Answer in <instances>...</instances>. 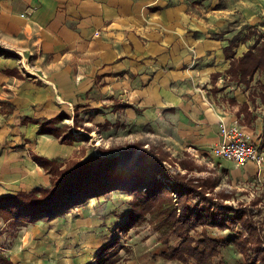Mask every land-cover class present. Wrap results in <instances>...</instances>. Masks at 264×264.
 Returning <instances> with one entry per match:
<instances>
[{
  "label": "crops",
  "instance_id": "0c3cea01",
  "mask_svg": "<svg viewBox=\"0 0 264 264\" xmlns=\"http://www.w3.org/2000/svg\"><path fill=\"white\" fill-rule=\"evenodd\" d=\"M263 39L264 0H0V200L51 187L34 157H67L75 142L40 126L68 116L72 102L86 110L108 100L107 120L153 132L173 156L264 183V167L210 154L234 121L264 154V76L244 85L230 73ZM62 218L26 224L17 237L0 220V248L16 264H33L18 256L40 249L34 256L46 262L64 241Z\"/></svg>",
  "mask_w": 264,
  "mask_h": 264
},
{
  "label": "rangeland",
  "instance_id": "374dc122",
  "mask_svg": "<svg viewBox=\"0 0 264 264\" xmlns=\"http://www.w3.org/2000/svg\"><path fill=\"white\" fill-rule=\"evenodd\" d=\"M2 55L0 49V57ZM97 102L103 104L105 109L113 105L108 100ZM70 105L72 107L67 120L59 126L72 128L78 138L67 157L58 159L62 168L74 161H87L93 155L117 154L135 143L144 145L145 149L156 147L168 152L153 132L122 125L121 121L110 122L106 118L108 114H102V107L82 110L91 104L72 102ZM168 155L170 159L167 167L171 173L188 174L194 181L215 183V188L207 192L217 205L208 206L212 208L205 212L208 221L190 231V239L171 235L156 210L142 218L139 210L138 223L128 224L134 194L123 190L90 198L87 203L67 212L60 221L56 236L57 239L62 237L64 241L57 251L43 253L45 261H48L40 263L34 256L36 249H29L19 255L18 260L27 258V262L33 261V264H264V254H261L264 251V183L256 180L247 183L235 181L221 171L217 164L212 165L211 159L198 163L188 155ZM184 162L188 163V172L182 169L181 163ZM174 199L177 201L179 196L174 194ZM191 200L193 203L198 201L196 198ZM0 220L3 222V219ZM9 221L8 232L11 237H17L18 228L26 224H18L17 220ZM204 240L208 241L202 243ZM186 241L198 253H209L211 250L216 253L201 263L198 255L192 257L188 251L182 252L187 248L184 246ZM6 242L9 244L8 240ZM2 243L0 241V245ZM0 251L5 255L1 248Z\"/></svg>",
  "mask_w": 264,
  "mask_h": 264
},
{
  "label": "trees",
  "instance_id": "16d2710c",
  "mask_svg": "<svg viewBox=\"0 0 264 264\" xmlns=\"http://www.w3.org/2000/svg\"><path fill=\"white\" fill-rule=\"evenodd\" d=\"M230 73L234 80L244 85H250L258 73L264 76V39L241 58L232 60ZM259 89L264 105V82ZM67 118V115H61L54 120H45L40 126L41 132L58 138L62 144H73L78 138L76 132L68 126H59ZM168 154L169 151L164 152L161 148L145 149L144 145L135 143L117 154L93 155L84 162L74 161L66 168H62L59 160L35 156L34 160L52 177L51 188L1 199L0 219L5 222L17 220L21 225L41 220L51 222L66 215L73 207L87 203L90 198L124 190L134 194L128 224L137 222L139 210L141 218L158 211L171 235L190 239L189 232L208 221L205 212L212 209L208 206L217 205L207 192L215 188V183L194 181L188 174L171 173L167 167ZM184 164L181 163L182 169L188 172V163ZM174 194L179 196L177 201ZM191 198L198 201L193 203ZM205 241L208 240L202 243ZM184 246L187 248L182 252L188 251L192 257L198 255L201 263L216 253L214 250L198 253L187 241ZM0 264L14 263L0 251Z\"/></svg>",
  "mask_w": 264,
  "mask_h": 264
},
{
  "label": "built area",
  "instance_id": "2783aa9c",
  "mask_svg": "<svg viewBox=\"0 0 264 264\" xmlns=\"http://www.w3.org/2000/svg\"><path fill=\"white\" fill-rule=\"evenodd\" d=\"M221 134L223 142L210 151L214 158L234 161L240 167H246L249 163L256 164L260 169L264 167V154L259 144L251 135L243 132L239 121H234L230 127L223 124Z\"/></svg>",
  "mask_w": 264,
  "mask_h": 264
}]
</instances>
